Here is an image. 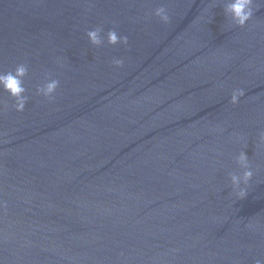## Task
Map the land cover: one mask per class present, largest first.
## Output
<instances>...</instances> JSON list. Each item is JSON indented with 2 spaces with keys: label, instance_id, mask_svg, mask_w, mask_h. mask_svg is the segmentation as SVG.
<instances>
[{
  "label": "water",
  "instance_id": "1",
  "mask_svg": "<svg viewBox=\"0 0 264 264\" xmlns=\"http://www.w3.org/2000/svg\"><path fill=\"white\" fill-rule=\"evenodd\" d=\"M231 2L0 0V73L28 66L23 112L0 88V264H264V0L244 28Z\"/></svg>",
  "mask_w": 264,
  "mask_h": 264
},
{
  "label": "clouds",
  "instance_id": "2",
  "mask_svg": "<svg viewBox=\"0 0 264 264\" xmlns=\"http://www.w3.org/2000/svg\"><path fill=\"white\" fill-rule=\"evenodd\" d=\"M253 3L254 0H233V2L227 6V13L231 16L235 26L244 28L247 26L248 22L252 20L254 15ZM154 14L164 24L170 23V17L165 7H158ZM101 32L102 29L100 28L87 32V37L93 46H102L103 39L101 37ZM107 41L108 44L112 46H117L121 43L127 46L129 43L127 36H119L114 30L108 32ZM111 63L115 67L120 68L123 67L124 60L113 58ZM27 75L28 66L25 64L17 65L14 71L0 73V88L6 91L14 99V108L17 112H23L28 103V96L26 95L27 90L24 87V79ZM59 86L60 84L58 80L49 78L47 83L37 88L36 94L52 100L54 99ZM244 94L243 90L234 91L231 96V104H238L240 98L243 97ZM261 140L264 141V133L261 134ZM236 164L239 168L243 169V175L239 176L232 173L230 174V179L234 195L238 199L243 200L248 196V188L250 187L254 172L245 152L239 154L236 158ZM257 264H259V262H257Z\"/></svg>",
  "mask_w": 264,
  "mask_h": 264
}]
</instances>
